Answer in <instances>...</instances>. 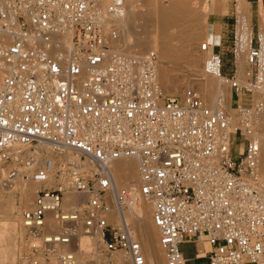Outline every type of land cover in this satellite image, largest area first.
<instances>
[{"label":"built area","instance_id":"built-area-1","mask_svg":"<svg viewBox=\"0 0 264 264\" xmlns=\"http://www.w3.org/2000/svg\"><path fill=\"white\" fill-rule=\"evenodd\" d=\"M124 11L125 0H0V182L36 185L19 214L28 255L71 264L73 253L55 250L85 234L105 254L145 264L124 216L129 190L111 170L132 159L164 264H264V31L249 27L240 79L234 32L226 110L222 98L208 106L190 89L162 93L156 52L112 50ZM211 47L199 51L205 71L219 74ZM66 193L85 200L63 210Z\"/></svg>","mask_w":264,"mask_h":264},{"label":"bare ground","instance_id":"bare-ground-1","mask_svg":"<svg viewBox=\"0 0 264 264\" xmlns=\"http://www.w3.org/2000/svg\"><path fill=\"white\" fill-rule=\"evenodd\" d=\"M203 3L204 0H125V11L115 20L117 36L112 41V50L134 57H143L149 51L156 52L157 83L162 93L178 95L186 87L208 106H212L219 97L222 98L226 108L230 96L228 88L222 83L223 78L215 68L206 72L204 67L203 71L202 59L194 53L197 46H200L198 41L205 38L197 24L203 14L199 12ZM236 7L235 67L236 76L240 79L244 74L242 54L249 35L248 32L246 35L245 29V23L249 21V4L246 0H236ZM203 16L206 17V14ZM173 72H181L184 75L179 79L173 78ZM183 81L185 84L182 83ZM256 127L257 137L261 143L260 167L264 169V114ZM111 170L116 182L129 190L124 216L140 245L145 264H164L157 231L151 221V204L137 193L138 177L134 160H116L111 164ZM33 186V182L29 179H15L5 184L0 182V264H45L27 258L28 247L24 243L25 233L19 220V214L29 207L36 189ZM52 187L50 183L41 186L43 189ZM84 200L85 198L80 195L66 193L62 201V209H72L74 205ZM81 237L77 235L69 245L63 246L60 250L56 249L55 254L73 253L71 264H87L86 254L80 253V249L85 246ZM87 247L98 259L100 241L97 235L89 236ZM50 257L55 259L53 264H63L56 260L55 255H50L48 262ZM123 258L122 254L117 253L112 261L114 264H129L128 260ZM3 259H11V261L7 263Z\"/></svg>","mask_w":264,"mask_h":264},{"label":"rangeland","instance_id":"rangeland-1","mask_svg":"<svg viewBox=\"0 0 264 264\" xmlns=\"http://www.w3.org/2000/svg\"><path fill=\"white\" fill-rule=\"evenodd\" d=\"M199 12H200V14L203 13L202 16L204 14H206V17L205 16H203V17L201 16L200 19L197 22V24L199 25V28L201 29V31L205 35L204 39H201V40L198 41L199 44L204 43V42H208V40H209L208 39V36H209V33H210V25L209 24L211 22L212 16H214L215 17L214 19L217 20L219 23H226V25H227L226 27L225 26L222 27V28H224V32L222 33L223 36L221 37L220 41L216 40V42H214L217 47H213L214 50H215L214 52H216V51L218 52L219 51L220 52V56H221V69H220V72H219V76L222 77V78H227L229 73H230L232 59H233V36H234V32H235L234 31L235 18H234V15H233V0H204V3L201 6ZM201 18H203V19H201ZM249 27H251L250 24H249ZM218 29L219 28L217 27L216 28V32H215L216 34H219ZM247 46L245 47L244 51L246 50ZM194 53L202 59L203 66L201 67V69L204 71V61H205V59H207L208 54H206L204 52H200L198 46L195 49ZM242 58H243V55H242ZM225 74H227V75H225ZM172 75H173V78L176 77L177 79H179L184 74L181 73V72H173ZM159 82H161L160 79H159ZM182 83L185 84V81H183ZM222 83L228 88L227 91L230 90L228 82L223 80ZM186 89H188V88H186ZM228 93H229V96H230V91H228ZM204 103H205V105H207L206 102H204ZM228 106H226L227 110H229ZM256 129H257V132H258V128L257 127H256ZM33 185L36 187V185L34 183H33ZM29 204H30V202H29ZM113 218L114 217H112L111 219H113ZM112 221H115V219H113ZM78 235L82 236L81 238H82V240L84 242L83 244L85 245V246H83L80 249V253L86 254L85 255V261L87 262V264H114L112 260H113V257L115 255H117V253L105 254L102 251V247H101V244H100V248L98 249L99 258L97 259L95 257V255H94V253L92 251L88 250L89 247H87L90 235H85V234H78ZM157 236H158V234H157ZM24 239L26 240V235L25 234L23 235V240ZM24 243H26V241ZM198 245L206 247L205 244L198 243ZM179 249L182 251V253L185 256H189V257L193 256L194 248H193L192 244H188V243L181 244ZM26 254H27V258H33L31 256L29 257L27 251H26ZM122 257H124V256L122 255ZM123 259L127 261V259L125 257ZM33 260H35V259L33 258ZM53 260H55V259L53 257H50L49 262L45 263V264H51L53 262ZM3 261H6L7 263L8 262L10 263L11 259L10 260L9 259H3ZM192 263H196V262H192Z\"/></svg>","mask_w":264,"mask_h":264},{"label":"crops","instance_id":"crops-1","mask_svg":"<svg viewBox=\"0 0 264 264\" xmlns=\"http://www.w3.org/2000/svg\"><path fill=\"white\" fill-rule=\"evenodd\" d=\"M247 3L249 4V21L247 20L245 23V29H246V35L249 33V35L247 36L246 39V45L245 47L249 44V39H250V28H249V24L251 26V30L252 33L254 34V32L258 29L259 33H263L264 31V0H246ZM236 0H233V15L235 18V34L237 33V19H236ZM215 17L212 16L211 18V22H210V33L208 36V42L212 45V47L210 48V52H214V48L216 45L214 42H216V40L220 41L221 37L223 36V32H224V28L222 27H226V23H219L217 20L214 19ZM247 24V25H246ZM219 28V34H216V28ZM249 28V30H248ZM248 32V33H247ZM236 38H237V34H236ZM245 49V48H244ZM235 64V63H234ZM237 72V70H236ZM227 75V74H225ZM237 75V73H236ZM201 246L198 245V248H200ZM185 256V255H184ZM186 258H192L189 256H185ZM204 260H199V262H203Z\"/></svg>","mask_w":264,"mask_h":264}]
</instances>
